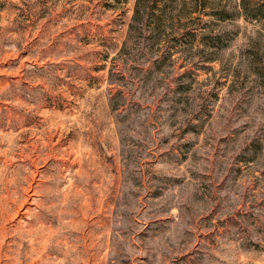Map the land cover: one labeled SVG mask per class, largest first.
<instances>
[{"label": "rangeland", "instance_id": "rangeland-1", "mask_svg": "<svg viewBox=\"0 0 264 264\" xmlns=\"http://www.w3.org/2000/svg\"><path fill=\"white\" fill-rule=\"evenodd\" d=\"M0 264H264V0H0Z\"/></svg>", "mask_w": 264, "mask_h": 264}]
</instances>
